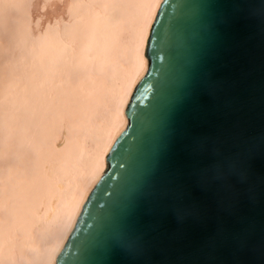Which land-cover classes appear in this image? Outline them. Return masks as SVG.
<instances>
[{
    "label": "water",
    "instance_id": "95a60500",
    "mask_svg": "<svg viewBox=\"0 0 264 264\" xmlns=\"http://www.w3.org/2000/svg\"><path fill=\"white\" fill-rule=\"evenodd\" d=\"M186 79L197 91L176 119L164 194L137 204ZM55 264H264V0L161 1L108 168Z\"/></svg>",
    "mask_w": 264,
    "mask_h": 264
},
{
    "label": "bare ground",
    "instance_id": "6f19581e",
    "mask_svg": "<svg viewBox=\"0 0 264 264\" xmlns=\"http://www.w3.org/2000/svg\"><path fill=\"white\" fill-rule=\"evenodd\" d=\"M161 1L118 0L111 12L121 30L116 39L86 40L79 58L85 38L64 25L76 16L85 23L104 10V0L77 14L73 0H0V264H55L88 192L108 168L147 65ZM49 26L65 51L25 129L4 133L9 105L24 82V52Z\"/></svg>",
    "mask_w": 264,
    "mask_h": 264
},
{
    "label": "rangeland",
    "instance_id": "374dc122",
    "mask_svg": "<svg viewBox=\"0 0 264 264\" xmlns=\"http://www.w3.org/2000/svg\"><path fill=\"white\" fill-rule=\"evenodd\" d=\"M92 1L93 0H84V1L73 0L72 13L73 14H77L79 12L86 13ZM104 1L106 2L104 10L101 12H96L91 14L87 18L85 23L81 24L80 18L76 16L73 19H71L69 23H66L64 25L66 31L70 33L73 32L75 34H80L85 38V41H83L82 48L78 53L79 58L83 54V49H84V45L86 44V40L88 39L92 40L97 36L99 37L102 36L101 38L103 43H107L108 41H112L116 39L119 32L121 31L117 29L118 23L114 22L115 20H112L111 18V12L118 0H104ZM90 18L91 19L93 18L92 22H90L91 21ZM43 33L44 34L37 36L36 37L37 39L35 38L36 40L33 39L32 42L33 41L34 42L33 43L31 42L29 47L26 49V52H24L25 58L22 67L20 68L21 69L20 72L24 76V82L19 88L18 92L14 94L13 99L9 105L6 119L3 122L4 133H8L9 132L8 129L10 128H11L10 132L16 134L18 133L17 132L18 130L21 131L25 129V126L28 124V118L34 116V114L36 113L39 107L38 102L46 94L45 91L46 85L49 83L50 79L52 78L55 72V67L59 59V56L61 55V53H64L65 51V46L63 44L61 46L60 43L53 38V33H54L53 28L49 26V28L48 27L45 28ZM54 54L56 55L54 56Z\"/></svg>",
    "mask_w": 264,
    "mask_h": 264
},
{
    "label": "snow or ice",
    "instance_id": "6c2138e0",
    "mask_svg": "<svg viewBox=\"0 0 264 264\" xmlns=\"http://www.w3.org/2000/svg\"><path fill=\"white\" fill-rule=\"evenodd\" d=\"M200 11L201 6H196L191 9V14L198 15ZM175 20L176 17H173V21ZM203 31L210 36L218 35L215 24L211 22L205 23L203 25ZM196 91V84L186 79L184 87L176 95L174 103L166 114V118L160 133L150 142L147 174L139 186L138 198L136 200L137 204L141 202H155L163 196L165 190L159 180L166 166L165 160L172 142V138L176 132V119L178 113L183 108V105L195 96ZM113 203H120L119 194H117V197ZM115 247L119 248L120 244L115 245Z\"/></svg>",
    "mask_w": 264,
    "mask_h": 264
}]
</instances>
